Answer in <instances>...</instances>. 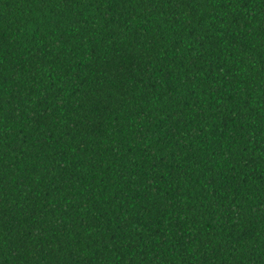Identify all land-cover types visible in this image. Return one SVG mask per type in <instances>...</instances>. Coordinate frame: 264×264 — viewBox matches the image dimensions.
I'll return each mask as SVG.
<instances>
[{"label":"trees","instance_id":"obj_1","mask_svg":"<svg viewBox=\"0 0 264 264\" xmlns=\"http://www.w3.org/2000/svg\"><path fill=\"white\" fill-rule=\"evenodd\" d=\"M0 264H264V0H0Z\"/></svg>","mask_w":264,"mask_h":264}]
</instances>
